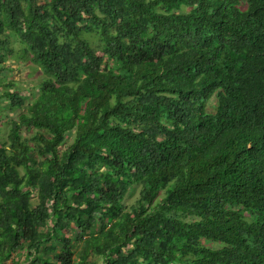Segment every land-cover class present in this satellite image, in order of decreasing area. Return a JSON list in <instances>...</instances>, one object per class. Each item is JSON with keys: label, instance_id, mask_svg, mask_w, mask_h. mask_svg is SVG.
<instances>
[{"label": "trees", "instance_id": "1", "mask_svg": "<svg viewBox=\"0 0 264 264\" xmlns=\"http://www.w3.org/2000/svg\"><path fill=\"white\" fill-rule=\"evenodd\" d=\"M17 55L0 264H264V0H0Z\"/></svg>", "mask_w": 264, "mask_h": 264}, {"label": "rangeland", "instance_id": "2", "mask_svg": "<svg viewBox=\"0 0 264 264\" xmlns=\"http://www.w3.org/2000/svg\"><path fill=\"white\" fill-rule=\"evenodd\" d=\"M94 39V37H91ZM91 39V40H92ZM5 65H8V69H3V75H1L0 79L2 81L11 80L13 83H16L17 90L22 95H30L36 89V85L41 78V74L39 72V68L34 65L31 61L27 58H20L18 57H11L6 60ZM5 105L4 103H1ZM18 113V110H7L4 109L0 112V119L7 120L10 116H15ZM71 141V136L68 135L66 138V143ZM139 186H133L128 189L125 197L124 202L127 205H132L135 203L136 199L139 197ZM99 263V262H98Z\"/></svg>", "mask_w": 264, "mask_h": 264}]
</instances>
